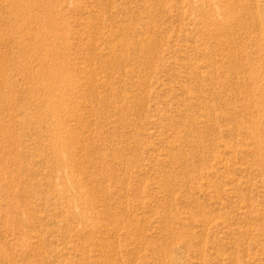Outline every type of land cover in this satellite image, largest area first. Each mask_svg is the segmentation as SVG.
<instances>
[{"label": "rangeland", "instance_id": "1", "mask_svg": "<svg viewBox=\"0 0 264 264\" xmlns=\"http://www.w3.org/2000/svg\"><path fill=\"white\" fill-rule=\"evenodd\" d=\"M0 264H264V0H0Z\"/></svg>", "mask_w": 264, "mask_h": 264}]
</instances>
